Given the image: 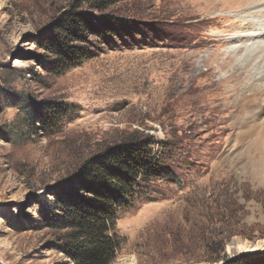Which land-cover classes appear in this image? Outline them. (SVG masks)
Wrapping results in <instances>:
<instances>
[{
  "label": "rangeland",
  "instance_id": "rangeland-1",
  "mask_svg": "<svg viewBox=\"0 0 264 264\" xmlns=\"http://www.w3.org/2000/svg\"><path fill=\"white\" fill-rule=\"evenodd\" d=\"M258 1L82 6L93 18L117 19L128 34L109 46L91 37L94 57L61 74L41 44L75 0H0V264H71L65 232L41 218V202L51 207L53 189L88 159L134 140L151 141L171 175L118 215L111 264L264 258V125L239 117L252 106L260 120L264 94L248 84L259 85L253 77L264 67L247 69L250 82L236 81L245 52L233 57L239 45L228 42L240 25L233 17ZM59 106L69 116L48 132L37 114Z\"/></svg>",
  "mask_w": 264,
  "mask_h": 264
},
{
  "label": "trees",
  "instance_id": "trees-1",
  "mask_svg": "<svg viewBox=\"0 0 264 264\" xmlns=\"http://www.w3.org/2000/svg\"><path fill=\"white\" fill-rule=\"evenodd\" d=\"M118 2L75 0L77 6L57 19L41 44L56 60L53 71L64 74L92 59L91 37L99 38L106 46L111 45L112 38L127 37V29L117 19L107 15L93 18L78 11L88 6L104 12ZM68 116L62 106L48 107L37 114V120L52 133ZM165 159L152 153L151 141L122 143L91 157L71 180L53 189L50 195L54 210L47 208V201L41 202V218L49 227L65 232L63 252L71 264H111L121 244L115 234L118 215L130 210L152 182L171 175L162 164ZM249 258L241 256L224 264H264V258Z\"/></svg>",
  "mask_w": 264,
  "mask_h": 264
},
{
  "label": "bare ground",
  "instance_id": "bare-ground-1",
  "mask_svg": "<svg viewBox=\"0 0 264 264\" xmlns=\"http://www.w3.org/2000/svg\"><path fill=\"white\" fill-rule=\"evenodd\" d=\"M235 17H237L240 20V23H239L240 25L235 30V33H234L235 36L228 38L229 40L228 42L232 43L233 44L232 46L239 45L238 48H235L236 50L231 51L233 57L241 54L243 51L245 52V57L237 65L238 69L235 71V74L233 73L232 75L236 81H240L242 78L243 80L246 79L248 82H250L252 78L249 74L247 75V69L259 70L261 66L264 67V58H262L259 62L253 61L254 59L253 57L256 56V54L264 53V0H259L256 3V7H253V8L245 7L244 10L242 11V14L240 15V18L238 17L237 14L233 18ZM244 42L251 43L250 46L246 50L244 49V47L240 46ZM253 78L257 79V82H259V85L249 83L248 89L249 91H252V94L256 92L257 94L260 93L262 96V94H264V69L261 72L258 71L254 75ZM262 99H263L262 109L261 108L259 109V114L257 115L258 118H260V120L256 119V122H255L254 119H252V114H253L251 110L252 106L248 108L243 107L242 113L239 115V117L244 123L253 122L254 124L260 123L264 125V98ZM256 100L257 98L255 97V101ZM250 119L252 120V122H250ZM239 249L240 251L241 250L248 251L247 246L239 247Z\"/></svg>",
  "mask_w": 264,
  "mask_h": 264
}]
</instances>
